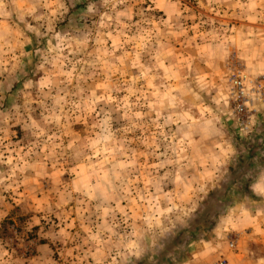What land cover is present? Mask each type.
Returning a JSON list of instances; mask_svg holds the SVG:
<instances>
[{
	"label": "rangeland",
	"instance_id": "rangeland-1",
	"mask_svg": "<svg viewBox=\"0 0 264 264\" xmlns=\"http://www.w3.org/2000/svg\"><path fill=\"white\" fill-rule=\"evenodd\" d=\"M219 114L231 164L185 185L184 150ZM262 177L264 0H0V264H86L102 208L141 216L112 221L140 254L113 233L88 264L227 260L188 254L237 198L264 223Z\"/></svg>",
	"mask_w": 264,
	"mask_h": 264
},
{
	"label": "crops",
	"instance_id": "crops-1",
	"mask_svg": "<svg viewBox=\"0 0 264 264\" xmlns=\"http://www.w3.org/2000/svg\"><path fill=\"white\" fill-rule=\"evenodd\" d=\"M175 7H177V4ZM217 51H224L223 43L218 45ZM235 55L239 54L236 53ZM217 63L218 68H216V70H221L220 61L218 60ZM219 118L220 120L218 118L216 120H211L208 128L204 127L202 130L198 129L200 138L197 134L195 143H191L190 148L184 150L187 157L186 161L181 165L182 172L184 168L195 171L194 175L187 172L184 182L185 185L188 183L194 184V182L204 183V185L206 183L209 184L208 181H213L214 178L220 177L226 171L227 167L230 166V160L234 155L235 149L231 142V135L229 136L228 122L225 121V124L221 122L220 114ZM200 139L202 142L201 149L199 148ZM181 177H183V173ZM260 180L264 183V177ZM256 189L255 187V190ZM105 197L107 201L110 200L109 192L105 193ZM247 200L248 197L245 199H243V197L237 198L236 203L230 206L229 212L219 216L218 222L212 229L213 237L211 236V239L205 241V244H202L203 242L200 240V242H198L200 244H197L198 248L196 250L192 249L188 254L191 259L194 261L209 262L220 255L226 257L229 264H236L238 261L242 263V260H247L248 264H264V223L259 222L255 217L253 205H247V208H244L245 205L243 203ZM123 215H126L130 219L134 215L141 218V216L139 217L135 213V210H126L125 208L117 211L114 217ZM114 217L112 213H110V209L102 208L99 210L96 220L93 219L95 225H98V231L102 236L101 241L96 244L92 243L89 245L87 242L86 247H88V249L86 248L87 253L84 254L87 260L86 264H88V261L95 262V259H92L94 258L92 255H96L97 251H100L102 257L107 254L106 252H108L110 248V246H108V241H112L113 233H116L115 237L117 239V244H119L117 248H122L124 251V254H120L132 260L137 258L140 254V252L138 254L134 250L135 244L132 245V242H129V240L127 241L128 234L126 230L122 227L116 229L113 225L112 221ZM135 227H137V224L133 225L128 233H131ZM229 231H238L241 233L237 243L238 245L234 249H229L228 245H226V240H224ZM138 233H140V229L136 230L132 235ZM135 241L140 244L139 240ZM41 243L37 244L38 250L45 246V244H43L45 242ZM68 245L71 246V244ZM128 246H131L132 249H129ZM130 250L132 252L131 255L129 253ZM71 251L72 250L69 249L67 253L72 254Z\"/></svg>",
	"mask_w": 264,
	"mask_h": 264
},
{
	"label": "built area",
	"instance_id": "built-area-1",
	"mask_svg": "<svg viewBox=\"0 0 264 264\" xmlns=\"http://www.w3.org/2000/svg\"><path fill=\"white\" fill-rule=\"evenodd\" d=\"M230 82L236 92V99L241 100L242 98H244L243 86L245 82V76L240 71L233 72L230 77ZM241 107H242V104L238 103L237 112L241 109ZM230 245L232 246L233 242H230ZM211 264H228V263L225 258L219 257L218 259L213 261Z\"/></svg>",
	"mask_w": 264,
	"mask_h": 264
},
{
	"label": "trees",
	"instance_id": "trees-1",
	"mask_svg": "<svg viewBox=\"0 0 264 264\" xmlns=\"http://www.w3.org/2000/svg\"><path fill=\"white\" fill-rule=\"evenodd\" d=\"M249 156H250V155H247L246 158H248ZM240 162H241V164H242V161H240ZM232 175H234V172H232ZM234 180H235V179H233V180H229V181L226 183V187H227V188L230 187V186L233 184Z\"/></svg>",
	"mask_w": 264,
	"mask_h": 264
}]
</instances>
